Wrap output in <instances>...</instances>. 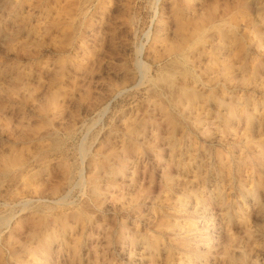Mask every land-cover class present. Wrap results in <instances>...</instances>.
I'll use <instances>...</instances> for the list:
<instances>
[{"label":"rangeland","instance_id":"1","mask_svg":"<svg viewBox=\"0 0 264 264\" xmlns=\"http://www.w3.org/2000/svg\"><path fill=\"white\" fill-rule=\"evenodd\" d=\"M0 114V264H264V0H0Z\"/></svg>","mask_w":264,"mask_h":264},{"label":"bare ground","instance_id":"2","mask_svg":"<svg viewBox=\"0 0 264 264\" xmlns=\"http://www.w3.org/2000/svg\"><path fill=\"white\" fill-rule=\"evenodd\" d=\"M42 31V30H41ZM43 32V31H42ZM203 32V31H202ZM219 32H222V30L220 29L219 30ZM194 34H197V38L198 39H201L202 37L200 36V34L201 33H199L198 31H195L194 30ZM188 35H184V37L182 38V41H183V43L184 42H186L187 40H188V37H187ZM190 38V37H189ZM33 39V38H32ZM205 39V38H204ZM203 39V40H204ZM202 40V41H203ZM5 41V40H4ZM215 42H216V40H215ZM206 44V43H205ZM191 45H192V43H191ZM12 46V45H11ZM190 46V45H189ZM189 46H188V48H189ZM208 61V60H207ZM222 72V71H221ZM242 75V74H241ZM166 78V77H165ZM183 81V80H182ZM23 92V91H22ZM190 94H192L191 93V91H190V88L186 85V83L185 82H182L181 84H180V86H179V95H180V97H182V98H188V96L190 95ZM238 109L236 108V107H234V109H233V112L235 113V117H239L240 116V114L239 113H237L236 111H237ZM188 112V111H187ZM0 115H2V114H0ZM27 123V122H26ZM74 129V128H73ZM18 130V129H17ZM70 131V130H69ZM47 137V136H46ZM53 145V144H52ZM15 150L16 149H11V151H9L8 153H5V154H3V155H1L0 156V168L2 167V169L3 170H9V169H11L12 167H16V165H19V156H18V154L19 153H17V152H15ZM24 152V151H23ZM17 153V154H16ZM21 155V154H20ZM60 165V164H59ZM61 165H62V167H60V168H62V176L61 175H59V176H61V178L60 177H58L57 176V178H60L58 181H60L61 179H63V183L65 182V181H67L68 179H69V169H67L66 168V165L65 164H63V163H61ZM107 166L108 165H106V164H104V165H102V167L101 168H103V169H105V167L107 168ZM17 168V167H16ZM1 169V170H2ZM15 169V168H14ZM60 170V169H59ZM1 173H2V171H1ZM3 173H4V171H3ZM2 173V174H3ZM59 174H60V172H59ZM55 175V174H54ZM56 176V175H55ZM99 180H100V176L98 175V174H94L92 177H90V179H89V184L91 185V190L94 192V193H96L97 191H98V183H99ZM55 182V181H54ZM53 188V187H52ZM54 190H56V189H54ZM59 190V189H58ZM51 191H52V189H51ZM57 191V190H56ZM38 223V222H37ZM250 225V224H249ZM244 228V227H243ZM228 230V229H227ZM229 231V230H228ZM241 234V233H240ZM249 240V239H248ZM249 242V241H248ZM8 244V243H7ZM221 252V251H220ZM223 254L224 255H227V254H230L229 252H227V250H226V253H224L223 252ZM221 257V256H220ZM149 259V258H148ZM100 262V261H99ZM158 263V262H157ZM93 264V263H92ZM180 264V263H179Z\"/></svg>","mask_w":264,"mask_h":264}]
</instances>
